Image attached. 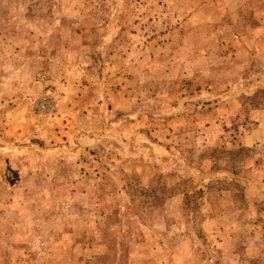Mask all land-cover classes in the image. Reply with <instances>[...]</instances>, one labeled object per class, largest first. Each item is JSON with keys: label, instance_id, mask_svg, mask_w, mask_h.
I'll return each mask as SVG.
<instances>
[{"label": "rangeland", "instance_id": "374dc122", "mask_svg": "<svg viewBox=\"0 0 264 264\" xmlns=\"http://www.w3.org/2000/svg\"><path fill=\"white\" fill-rule=\"evenodd\" d=\"M0 264H264V0H0Z\"/></svg>", "mask_w": 264, "mask_h": 264}]
</instances>
